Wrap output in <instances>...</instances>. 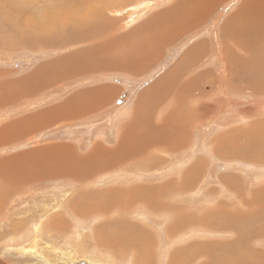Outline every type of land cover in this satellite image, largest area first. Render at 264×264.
Instances as JSON below:
<instances>
[{"label":"rangeland","instance_id":"374dc122","mask_svg":"<svg viewBox=\"0 0 264 264\" xmlns=\"http://www.w3.org/2000/svg\"><path fill=\"white\" fill-rule=\"evenodd\" d=\"M63 1H65V4L69 2V0H0V44L3 40L6 41V39L12 38L14 34H20V32L26 31L27 29H32V23L34 22L33 19L36 20L39 16L43 17V10L47 13L48 19L51 18V20H54L56 16L55 21L58 23V21H60L58 19L60 13L57 11L55 14V6L60 5V9ZM73 1L74 0H72V2ZM86 1L80 0V2H76L86 4L85 8L83 5H75L72 8H78V10L84 8V10L95 12V8H91L94 5V2L90 1L87 3ZM169 1L171 0H137L136 2L128 0L117 3L119 0H110V2L115 5L109 4L108 6L112 7H109L105 14L106 17L110 19H121L124 14H129L130 11H139L137 12L139 15H134V17H139L136 20L127 22L124 20L125 22H122L121 27H123V29L116 33L117 35H121L129 31V29H132L138 23L140 24L157 9H160L161 7L167 8L168 5H170ZM240 2H242V0H221L217 6L213 7V9L206 15V18L201 21L199 24L200 26L198 25L193 30H188L177 39L166 43V45L162 47L161 54H163V56L155 60V63L151 70L148 71L147 75L139 79L134 85L131 84L132 82L129 83L131 84V90H135L132 89L136 88L135 85L137 87H143L153 82H157L160 76L162 77L167 74L169 67H174L175 64H178L180 68L182 67L179 65L181 60V58L178 60L179 56L188 52L195 44L199 42L205 43V47L201 52L205 51L208 53L206 54V58H208L206 65H211L212 68L215 69V73L217 72L215 76L217 79V86L210 87L209 85L208 90L203 88L202 95L207 98V107H205V104L201 106L199 100L193 101V98L191 97H186L185 99L189 102L187 104L190 107L193 106L200 109L201 122L203 123H194V120H192L191 123H186V121L192 119V116L189 118H180L179 120L176 116L172 115L173 112H171L169 118L171 119V123L175 127H178L177 129H179L181 125H176V122L182 123L181 120L185 119V126L182 129L184 131L179 130V135H177L178 138H175L174 136H176V134L171 132L168 136L167 133L163 135L159 134L160 139H157L159 147H153V143L151 142L149 143L150 147H147V149L151 148L149 150L151 156L144 155L145 158L143 160L133 163L136 167L142 168L141 166H144V163L142 164L141 162L147 160L152 167L154 166V170L147 172L123 171L117 175V184L125 187H129L135 183L146 185L162 183L164 185L160 187L159 190L166 188L164 191L168 192L167 189L170 188L169 185L176 187L177 184H181L184 188V181L188 182V179L183 177L190 170L194 169L193 165L196 162L202 161L196 166L198 168V175L195 184L193 182L186 183V187L189 188L194 186V188H191L189 193H182L181 195H186L181 196L180 199L177 197L179 194H177L176 197L165 194L162 212H157V208H155L153 209V213H151L146 209H143L142 205L135 207L128 204L121 205V203H119L116 208L114 207V209L109 212L110 214H106L102 208L99 209L98 207V213L96 212L97 210H95L93 212L94 214L92 215L91 213V216L89 217H84L82 215L76 216L73 215V213L78 210L80 211L84 207L83 204L86 203L84 200V192L88 194L90 189L93 190L90 191V193H96L95 196H97L102 195L100 191L106 193V190H110L111 188H107L100 183L93 186L92 184H79L75 180H71L73 182H70L68 180L60 179L58 176L52 178L42 176L38 178L33 175V172H36L39 168L45 169L50 167L51 169H54L58 167V165L63 164L61 160L64 161L65 166H68L67 168H74L76 165L81 166V163L82 165L86 163V165H89V163L92 164V162L90 160L87 161L86 159L87 155L90 153L80 157L69 147L67 150L62 147L58 148V150L57 148L53 149L47 147L40 151H27L24 152L25 154L20 152L23 154L22 155L17 152L18 148L10 150L11 147H9V145L17 144L19 141L20 143L24 140L27 141L28 137L33 135V133L45 129L36 130L28 135L23 134L24 136L21 138L19 135V138L17 135H9V144L4 145V147L0 146V157L2 156V160L0 159V161H3V158H12L14 161L5 162L6 171L3 167H0V198H2L0 200V261L2 264H86L87 261V263L92 261L93 264H166L173 253H175L173 254L174 262L177 260L175 263L172 262L173 264H264V190L257 186L259 184L258 178H264V160L254 162L253 160L259 157L255 155H251V157L248 155L249 158L246 160L237 158L241 157L240 155H237V157L231 155L232 148L236 147V150L239 149L242 151V148L244 147L243 142L245 143L246 137H248L251 145L253 142L260 143V146L263 145L262 150H264V138H261V136L264 135V94L253 91L256 86H264V77L261 75V73L264 74V66H262V62H264V54H245L249 59H245V61L242 60V63L237 61L236 54H227L232 59L227 60V63L224 62L226 55L223 51L224 49L226 50L228 45L220 34L221 28L233 15L232 13H234L237 8H240ZM120 7L124 8L125 12L123 10L122 12ZM186 9L187 7L185 10ZM71 15L72 18H75L72 23L77 24L80 22L77 18V12L71 10ZM44 18L47 17H43L41 20H45ZM87 23L89 24L90 22ZM76 24L74 26H71L70 24V29L69 27L62 29V26L60 27L61 29H58V32L62 30L61 33L65 34L66 38L63 42L65 44L68 43L66 47H70L69 50H65V52L82 50V47H85V45L83 46L80 43L81 39L88 40L89 38H94L74 32ZM79 35L83 38H80ZM102 35L103 34L99 35L102 38H94L95 41H99V43L102 44L100 42L101 39L105 41L106 38ZM146 37L150 39L148 36ZM73 38L75 39L73 40ZM38 40L36 43H40L41 47L46 49L45 51L37 48H34L33 50L27 49V47L23 48L20 44L19 47L11 48L9 50L3 47V45H0V72L9 73L4 77L5 80L13 81L19 78H27L31 72L37 70L38 67H41L42 65L45 66L47 63H50L51 65H53L52 63L58 64L59 57L65 55L64 50L58 49L59 47L64 46H58L60 41L49 39L42 43L41 41L38 42ZM252 43L261 46L264 45V40H258L257 42ZM131 45L136 46L137 43L133 41ZM35 46L36 45L33 47ZM251 48L253 49L254 47L251 45ZM129 53L130 51L128 54ZM113 54H115V52ZM116 54L117 55H113V57L120 55L123 57V54L117 52ZM185 55L182 58H184ZM237 55L241 56V54ZM95 58L98 59L99 57ZM234 59L235 61L233 62ZM196 60L197 58L193 62L194 65H198ZM151 62H154L152 61V57H148L144 63L145 67H140L138 69L134 68L136 71L133 73H130V69L122 65L117 69L121 70L122 74L124 73L130 76H135L139 72L148 69ZM186 63L187 60L183 65ZM193 64H189L191 69L194 68ZM247 66L251 68L248 69ZM73 71L75 72L73 75H77L79 72L75 69ZM162 73L163 75H161ZM189 74V72H185L183 75L188 76ZM203 77L205 80L206 77ZM128 80L129 82L131 81L123 75V81L128 82ZM0 81H2V79H0ZM56 83L57 82L54 84ZM76 84L77 83L74 82L72 85ZM166 86L167 85L163 88L164 91H162V93L165 94L169 91L168 96L173 95V92L175 91L174 86ZM205 87H207V85ZM17 88L20 89V86ZM33 88L32 90L35 89ZM57 88V85L53 87H44L43 89H40L41 92L40 90L35 91L37 97L35 96L32 99V96H25V99H23L22 96L21 99L23 100H21L12 91L15 87L12 86V84L7 86L6 96L7 98L8 95L13 96V100L9 99L5 104L0 102V126L2 125V121H8L6 120V117H3V114L6 113V109L15 108L18 104H20L21 107H25L23 104H27L31 100H34L33 103L39 106V108L43 107V105H51L54 96H56L61 89L60 88L57 91ZM169 88L170 90H167ZM133 92L134 91H132V94ZM195 92H197V89L194 90L192 94ZM29 93H31V91H29ZM33 93L34 92L31 94ZM2 97V94H0V101L2 100ZM213 97L216 99L213 100ZM170 99L174 102L176 100L173 99V97ZM203 102H205V99H203ZM210 102L213 106L214 104L218 106L209 107ZM241 102L244 105H240ZM196 103L198 105H196ZM31 104L32 103L27 105L29 106V109H32L30 107ZM187 104L183 108L185 110L191 109ZM225 104L227 105L225 106ZM178 108H180L179 102L169 104L170 111L171 109H173L172 111H177ZM183 113L185 114L184 110ZM11 114L12 117L21 115L16 111L14 112V110ZM139 115L141 117L144 116L143 112H140ZM193 123L195 124L194 126ZM38 125H40V123ZM42 128H45V126ZM140 130H145V128ZM37 135L39 134H35L36 137L33 139H35V141L36 138L42 140L41 136ZM241 136L244 140H242ZM11 137H14V140ZM226 137L230 141L227 140L228 142H226ZM138 138L139 136L136 139H133L132 142H137ZM177 139L179 140V143L177 142L178 144L176 143V148L169 152L170 160H167L166 153L168 151L165 153L161 152L160 147L163 146L168 150L170 145H176L174 142L177 141ZM222 139L224 140L222 144L224 151L218 148V140L222 142ZM231 141H234L233 144ZM229 142H231V144ZM228 143L231 145V148ZM123 146L125 147V144ZM145 146L146 145H144V147ZM250 148V150H255L252 149L255 147ZM95 149L109 150L104 147L101 148L99 145L94 147L91 152H94L93 150ZM243 149L247 150L246 148ZM262 150L261 153H263ZM109 151L113 152L111 149ZM53 152L56 154H53ZM64 152L67 153L65 154ZM121 152H123V147H119V152L113 154ZM35 153L37 155H35ZM250 154H252V152ZM18 158L20 159V162L16 165L15 162L19 161ZM103 159L107 161V158L104 157ZM83 161H85V163H83ZM98 161H93V164H100L101 161ZM3 165L4 164H1V166ZM30 168H33L35 171L30 170ZM1 170L3 171L1 172ZM22 173H24V176ZM137 177H139V180L136 179ZM231 177L236 181V191L239 193L238 197H241L240 194L244 192L245 196H247L244 198L250 199V203L255 205V211L257 213L253 210H248L246 202H242L244 206L241 203L239 206L234 203L236 199L232 197V193L229 192L226 186V183H228L226 179H230ZM109 178L111 179V176H109ZM20 183L22 185H19ZM4 184L9 188L4 190L2 188ZM13 185L15 187L18 186V189H15ZM10 188H12V190H9ZM232 188H234V184L232 185ZM252 188L254 191L258 192L259 195L257 194V196L254 197L248 195ZM170 192L174 193V189H170ZM107 195L108 194H106V196ZM214 200H222L223 203ZM94 204L95 201L91 200L90 205L94 206ZM74 205H76L77 208H74ZM224 208L227 210L225 211ZM233 210L245 214V216H248L250 219L247 220L241 218V215H238L239 218L237 216V218H234V221L230 220V216L228 217L227 213H232ZM215 213L217 216L214 215ZM253 213H255V215ZM125 216L127 218H125ZM254 216L256 218L252 219ZM203 219L208 221V225L201 224V220ZM40 222H42L43 225L42 227H39V233L37 235L29 233L33 225L36 223L39 225ZM101 223L104 224L103 226L101 225L104 232L112 229L111 233L113 234V238L118 236L122 240L123 238L128 239L129 242H131V249L128 250V246L124 244L123 249L121 248L122 253L120 256L118 253L114 252L115 249H107L104 248L107 246L98 244L94 234L95 225L97 224L100 226ZM118 226L120 228H118ZM114 227H117L115 230L116 232H112ZM262 235L263 237H260ZM19 236L21 240L18 238ZM12 239L15 240L12 241ZM31 245L35 250L30 249V251L27 250L23 253L19 251L21 248L29 247ZM242 246L244 248H242ZM134 251L136 253H134ZM234 252L235 255H233ZM224 256L227 258L229 257L232 261L224 260ZM238 256L241 257L239 258ZM83 261L85 263H83Z\"/></svg>","mask_w":264,"mask_h":264},{"label":"bare ground","instance_id":"6f19581e","mask_svg":"<svg viewBox=\"0 0 264 264\" xmlns=\"http://www.w3.org/2000/svg\"><path fill=\"white\" fill-rule=\"evenodd\" d=\"M77 1L80 2V0H74L73 2H72V0H69V2L65 4V1H63L62 5L63 4H65V5H63V6L61 5L60 9H59V6H60L59 4H58L59 6H57V5L55 6V9H56V11H54L55 14H56L57 11H59V13H60V16H58V19L60 21H58V23L55 21L56 16H55L54 20H51V18L48 19L47 13L43 10V12H42L43 17H47V18H44L45 20H41L43 18L41 16H39L38 19L36 18V20L33 19L34 22L32 23V25H33L32 29H27L26 31L20 32V34L19 33L14 34V36L12 38L6 39V41H9V42H6V41L3 40L1 42V44H0V45H3V47H5L6 49H9V50L11 48L19 47V44H20L21 46H23V48L27 47V49H32V50L34 48H37L39 50L45 51L46 49H43L41 47V44L40 43L39 44L36 43V41L39 39L38 42L41 41L42 43H44V42H46L47 40L50 39V40H54V41L55 40L56 41H60L58 46L59 45L60 46L64 45V46L63 47H59L58 49L64 50V52H65V50L68 51L69 48H70L69 46L66 47V45L68 43L65 44L63 42L65 40V38H66L65 34L61 33L62 30L60 32H58L59 31L58 29H61L60 28L61 26H62V29H66L68 27L70 29V24H71V26H74L76 24V23H72L73 19L75 20V18L74 17L72 18L71 10L74 11V12H77V18L80 21V22H78L76 24L74 32H78L77 34L81 33V35L83 34V36L84 35H86V36L88 35L90 37H94L95 39L98 38V37H101V36H99L100 34H103L102 36L106 37L105 41H103V39H101L100 42L102 44H100L99 41L98 42L95 41L94 38H89L88 40L81 39L80 43L83 46L85 45V47H82V50H76L75 52H73V51L67 52L66 51L64 53L65 54L64 56L59 57V63L58 64L57 63H52L53 65H51L50 63H47V64H45V66L42 65L37 71H34L31 74L33 76L31 78H29V81H28L29 84L33 85V87L35 88V89L33 88L34 90H32L34 93L36 91V88L40 90L41 88L43 89L44 87L45 88L49 87V86L53 85L55 82H58V81L62 80L67 74H71V72H73V70L75 68L72 65H67V59L65 57V56H67V54H70V55H73V54H91L92 47H94L97 50L98 54H107L109 52H111V54H113L115 52V54H116V52L121 48V43L118 40L113 38V35L115 34V31L117 30V27H115V25L117 24L116 22L119 19L107 18L106 14H105L106 10L109 7H112V6H108V5L109 4H114V3H111L110 0H97V1L96 0H88V1L85 0L87 3H89L90 1L94 2V5L91 7V8H93V7L95 8L94 9L95 12H93V11H89V10H84V8L86 7V4H81L79 2L76 3ZM122 1L125 2V1H128V0H119V2H117V3H120ZM133 1L136 2L137 0H133ZM138 1H140V0H138ZM220 1L221 0H171V1H169L170 5H168L167 8L161 7L160 8L161 10L157 9V10H159V13L157 15H154L156 12H158L156 10V11L152 12L147 17V18L151 19V21H150V23H146V24L150 25V26L155 25L154 28L149 32V34L147 36L150 39L152 38L154 40V43L163 42L165 39H168V40L172 41L173 39L179 37L183 32H186L188 30H193L196 26H198L201 23V21H203L206 18V15L213 9V7L217 6V4ZM75 5H83L84 8H80L79 10H78V8H72ZM101 5H107V6H101ZM186 7H187V9L185 10ZM239 7L240 8H237L235 10V12L232 13L233 15L230 17L229 20H227L226 24L223 26V28L226 27L225 29H223L224 30L223 33L226 36L225 39H227V41H225V42H228L227 43L228 44V48L225 50L226 53L234 54V55L236 54V58L238 59L237 61L241 62L242 60L245 61V59H249L248 57L243 59L241 56H243L244 54H264V49H263L264 45L257 46V45H254L252 43V42H257L258 40H260V41L264 40V0H242V2H240V6ZM120 10L121 11L123 10L125 12L124 8H122V7H120ZM137 12H139V11H136V10L135 11H130L129 14H127V13L124 14V16L121 18V20H123V21L124 20H128V19L130 21L136 20L137 18H139V17H134V15H136V16L139 15ZM51 15H52V13H51ZM205 21H207V20H205ZM87 22H90V23L88 24ZM247 30L249 31V33H248ZM80 38H83V37L80 36ZM74 39L75 38H73V40ZM70 40H72V39H70ZM106 42H107V44H106ZM140 43H141V38H140ZM34 45H36V46L33 47ZM251 45L254 47L253 49L251 48ZM28 47H30V48H28ZM137 49H138V47H137ZM126 51H127L126 54H128L129 51H130L129 54H133V49H132L131 46H126V47L120 49L119 52H117V53L125 54L124 52H126ZM237 54H241V56H238ZM81 57L84 59L85 64L87 65V63H88L87 56L86 55H81ZM71 58H72V56H71ZM231 59L232 58L230 56L227 58V60H231ZM78 60L81 61L80 58ZM234 61H235V59L233 60V62ZM252 62H254V61H252ZM90 64L97 66V63L89 62L88 67L90 66ZM233 66H234V64H233ZM233 69L235 70L234 67H233ZM3 75H4V73L0 72V79H2V81L4 79ZM3 84H5V82H3ZM246 84H248V83H246ZM1 86H2V84H1V81H0V90H2ZM12 86L15 87V89H12L14 94L17 95L19 97V99H21L22 96H23V99H24L25 96H26L25 92L22 89H18L17 88L18 86H17L16 83H13ZM249 88H250V86H249ZM260 88H264V86L260 87ZM9 89H11V88H9ZM255 91L264 94V89L263 90L262 89H257ZM0 94H2V93L0 92ZM6 94H7V87L3 90V94H2L3 97H2V100L0 101V102H2L4 104L7 102V100L12 99V97H13V96H9L8 95V98H7ZM23 99H21V100H23ZM69 110H71V109H69ZM58 111L59 110L55 111L54 115L51 114V112H49V114L52 115L53 118L57 119V118L60 117V114H59ZM184 111H185V114H183V115L185 117L189 118L190 116H192V119H190L189 121H186V123H191L192 120H194L193 121L194 123H197V122L198 123H203V122L200 121L201 120V112H199L200 111L199 108H193L189 112H187V110H185V109H184ZM47 114H48V111L42 112L43 116H47ZM46 120L43 119L42 122L45 123ZM42 122L36 120V122L34 123V121L31 120V122L29 124V128L31 130H35V128L37 127V124L38 123L42 124ZM32 123H34L33 126H32ZM194 123H193V126L195 125ZM41 124L39 125L40 127H41ZM171 125H173V124L171 123ZM184 126H185V124H184ZM13 127H15V126H13ZM15 128H17V127H15ZM17 129L23 130V125L21 124V128L18 127ZM24 130H27V128L24 129ZM176 130L177 129H171V131H170L171 133H175L176 134V136H174L175 138L177 137V135H179V131L176 132ZM5 131H6V127L0 126V142L5 141L7 139ZM180 131H184V130L180 129ZM123 133L124 132H121V134L118 135V140H117L118 148H115V152H119V147L121 146V147H123V152L117 153V154H113L111 156V159L108 162L109 165L106 166L105 168L104 167L102 168V163H103L102 154H103V150H101V149L96 150L95 149L93 151H96V153L93 154V157L90 156L89 154H88V157H87V161L90 160L92 162V164L89 163V165L85 166L84 164L82 165V163H81V166H75L74 165L75 166L74 168L73 167L72 168H67L68 166L67 165L65 166L64 161L61 160L63 164L58 165V167H56L54 169H51L50 167L45 168V169H40L39 168V170H37L36 172H33V175L35 177H38V178H40L42 176H47V177H50V178L58 176V178L64 179V180H68L70 182H73L71 180H75L79 184H85V185L92 184L93 186H95L98 183H100V184L104 185L107 188H111L110 190H106V193H103L102 191H100L102 193V195H97V196H95L96 193H93V192L90 193V191H93V190H90L89 188H88L89 189L88 194H86V192H84V195H85L84 200L86 202L85 204H83L84 207L80 211L78 210V211H75L74 213L72 211L73 215H76V216L77 215H82L84 217L91 216V213L93 215L94 214L93 212L95 210H97L98 207H99V209L102 208L106 212V214H110L109 212L111 210H113L114 207L116 208L119 203H121V205L122 204H128L130 206H135V207H138V206L142 205L143 209H146L148 212H151V213H153V209H155V208H157V212H162L163 207H164L165 194H168V195H171V196H174V197H176V195L179 194V196H177V197H179L178 199H180L181 196L186 195V194L181 195L182 193H189V191H191L190 189L194 188V186L189 187V188L186 187V185H187L186 183L193 182L195 184L196 178H197V175H198V170H197L198 168L196 166H197L198 163H201L202 161L196 162L193 165L194 169L190 170L183 177L185 179H188L187 180L188 182H185L183 180L184 181V184H183L184 188L181 186V184H177L176 187H172L171 185H169L170 188L167 189L168 192L167 191L165 192L164 190L166 188L162 189V190H159L160 187H162L164 185L162 183L161 184H156V185H146V184L135 183L134 185H131L129 187H125L123 185L117 184V175L119 173L123 172V171H129V170L134 169L135 165L132 166V165H129V163H132L133 161H136V160L138 161V160L142 159V156H141L140 152L143 149H145L146 146L150 147V145H149L150 142L153 143V147H159V142L157 141V139H160V137H154V136H153L154 138L153 137L149 138L148 136H145V138H141V136H139L138 141L137 142L135 141L133 143L132 142L133 136L129 135L126 132H125V134H123ZM171 138H173V137H171ZM241 138H242V136H241ZM124 139L127 142L126 144H129L128 146H125V147L123 146V144H124L123 140ZM227 140L230 141L226 137L225 141L228 142ZM242 140H244V139L242 138ZM223 141H224L223 139H222V142L218 140V142H219V145H218L219 147L218 148H220L222 151H224V147L222 145ZM177 142L179 143L178 139L174 143L176 144ZM231 142H229V143L231 144ZM233 142H232V144H233ZM172 143H173V141H172ZM177 144L176 145H170L169 152L173 151L176 148ZM243 144H244L243 148H246L247 150H245L243 148H242V151L239 150V149L236 150L237 148L235 147L236 149L232 148V154L231 155L232 156H236V157H237V155H240L241 157H237V158H240L242 160H246L247 158L251 157V155H253V156L255 155V156H259V157L257 158L258 160L257 159L253 160L254 162L263 160V157H264V150H262L263 149V145L260 146V143L258 144L256 142H253V144L251 145L250 142H249L248 137H246L245 143L243 142ZM144 145H146V146L144 147ZM0 146H2V145H0ZM250 147H255V148H252V149H255V150H250L251 149ZM162 148H164V147L163 146L160 147V151L161 152H162ZM227 148L229 149L228 146H227ZM230 148H231V145H230ZM65 150H67V149L65 148ZM148 150H150V149H148ZM257 150H260V151H257ZM261 150L263 151V153H261ZM132 152H137V153H132ZM251 152H252V154H250ZM54 153L55 152H53V154ZM64 153L66 154L67 152H64ZM35 155H37V154H35ZM248 155H250V156L248 157ZM106 156H109V153L106 154ZM1 157H0V159L2 160ZM51 158H53V157H51ZM48 159H49V157H48ZM82 159H84V158H82ZM98 160L101 161L100 164L99 163L93 164V161H98ZM250 160H252V159H250ZM85 161H83V163H85ZM5 162H14V161H13L12 158H10V159L3 158V161H0V167H3L5 169V171H6ZM18 163H19V161L15 162L16 165ZM71 163H73V162H71ZM1 164H4V165L1 166ZM21 170H23V169H21ZM21 170H20V172H21ZM30 170L35 171L33 168L32 169L30 168ZM2 171L3 170H1V172ZM135 171H142V169H135ZM142 172H147V171H142ZM4 174H5V172H4ZM22 174L24 176V173H22ZM18 175H20V174H18ZM109 176H111V179L109 178ZM232 177L230 179H226L227 182H228V183H226V185L229 184V186L231 187V191L235 195L234 199H237V200H235L234 203L238 204V206H239L240 203L242 204V200L238 199L239 193L236 191V189H237L236 183H235L236 181L233 180ZM10 179H11V177H10ZM136 179L139 180V177H137ZM2 181H3V179H2ZM5 181H6V179H5ZM233 184H234V188H232ZM19 185H22V184L20 183ZM2 188L5 190V189H8L9 187L5 186V184H4L2 186ZM15 189H18V186H16ZM170 189H174V193H171ZM201 189H203V188H201ZM9 190H12V188H10ZM222 190H223V188H222ZM106 194H108V195L106 196ZM257 194L259 195V193L254 191L253 188L250 191V193H248V195H250L251 197L257 196ZM1 199L2 198H0V200ZM91 200L95 201L94 206L90 205V201ZM80 201H82V200H80ZM244 202H245V200H244ZM77 204H78V207H79L78 201H77ZM242 205L244 206V204H242ZM70 206H72V205H70ZM246 206H247L248 210L250 209V210L255 211V205L251 204L250 202H246ZM75 207L77 208L76 205H74V208ZM210 207H208V208H210ZM243 208H245V207H243ZM222 210H223V208H222ZM226 210L227 209H225V211ZM237 210H238V208H237ZM256 210H258V209H256ZM96 212L98 213V210ZM246 212H248V211H246ZM227 214H228V217L230 216L229 217L230 220H233V221H234V218H237L238 215H241L240 216L241 218H245L247 220L250 219L248 216H245V214L237 212V211L235 212L234 210H233L232 213H227ZM253 214L255 215V213H253ZM214 215L217 216L216 213ZM102 216H100V217H102ZM93 218H95V217H93ZM125 218H127V217L125 216ZM238 218H239V216H238ZM255 218L256 217L254 216V218H252V219H255ZM36 224H34L33 227L30 229L29 233H32V235L33 234L37 235L39 233L38 232L39 229H40L39 227H42V225H43L42 222H40L39 225L37 224L38 226ZM201 224L208 225V221L206 219H203V220H201ZM223 224H225V223H223ZM101 225L103 226L104 224L101 223L100 226H98L97 224L95 225V233L94 234L96 236V242L98 244H103L104 246H107V247H104V248H107V249H115L114 252L118 253L119 255L122 253V249L124 247V244H126L128 246V250L131 249V247H130L131 242H129L128 239L123 238V240H122L118 236L113 238V234L111 233L112 229L111 230H107V231L104 232V230H102V226ZM99 227H100V229H99ZM233 227H234V225H233ZM118 228H120V227L118 226ZM116 229H117V227H114V230L112 232H114ZM235 233H236V231H235ZM35 237H33V238H35ZM260 237H263V235L260 236ZM18 238L20 239V236ZM13 240H15V239H12V241ZM32 245L29 246V247H23L19 251L21 253L26 252L27 250L30 251V249H34V247ZM236 245H237V243H236ZM243 246H242V248H244ZM146 251H147V249H146ZM178 251H180V250H178ZM134 253H136V252L134 251ZM173 254H175V253H173ZM173 254H172V256H173ZM233 255H235V252H234ZM38 256H40V255H38ZM172 256L168 259V263H166V264H173L172 262H174V256L173 257ZM242 259H243V257H242ZM224 260H226V261L229 260L230 261L231 259L229 257L228 258L225 257ZM87 262H86V264H90V263L93 264L92 261L89 262V263H87ZM175 262H177V260ZM0 263H1V261H0ZM83 263H85V262L83 261Z\"/></svg>","mask_w":264,"mask_h":264},{"label":"crops","instance_id":"0c3cea01","mask_svg":"<svg viewBox=\"0 0 264 264\" xmlns=\"http://www.w3.org/2000/svg\"><path fill=\"white\" fill-rule=\"evenodd\" d=\"M158 13L159 11L156 12L154 15H157ZM125 21L127 22L130 20L128 19ZM150 21L151 19L146 18L140 24L138 23L132 29H129V31L121 35H117L116 33L119 32L121 29H123V27H121L123 20L119 19L116 22L117 24L115 25V27H117V30L115 31L113 38L121 43L120 49L126 46H131L133 49V54H123V57L121 55L113 57V55H117V54H111V52L107 54H98L97 50L94 47H92L91 49V54H73V55L67 54V56H65L67 59V65H72L76 71H79L77 75H73V73H75L73 71L71 72V74H67L66 75L67 77L65 76L62 80H60L61 82H57L56 84L50 86L53 87L57 85L58 86L57 91L61 88L58 91L59 93H57L56 96H54V99L52 101L53 103L51 102L52 103L51 105H45V106L43 105V107L39 108V106L33 103L34 100H31L27 104L25 103L23 104V106L25 107H21V105L18 104V106H16L15 108L6 109L5 110L6 113L3 112L4 113L3 117H6V120L8 121L5 122L2 121L1 126L6 127L5 133L7 139L5 141L0 142V145L4 147V145L9 144V139H8L9 135H17V136L19 135L21 138L22 136L26 134L28 135L29 133H33L36 130L45 129L43 131L33 133V135L28 137L27 141L24 140L21 143L19 141L17 144L9 145V147H11L10 150L18 148L17 151L18 153L23 152V154H25L24 152L31 150L40 151L47 147L53 149L54 148L58 149L62 147L63 149L71 148L73 152H75L80 157L87 155L88 153H90L89 155L93 157L95 151L92 153L91 152L92 149L100 145L101 148L104 147L109 150L111 149V151H113L110 152L109 150L105 151L104 149H102L104 150L102 157L107 158V161H105L102 158L103 161L102 168L103 167L105 168L106 166L109 165L107 162H109L111 156L113 155V153H115V148H118L117 140H118V135L121 134V132H124L123 134H125V132L128 133L129 135L133 136V139H136L138 136H141V138H145V136L153 137V135L154 137H159V134L163 135L165 133H167L168 136L171 129L178 128L171 125V119L169 118L171 112H173L172 115L176 116L179 120L180 118L182 119L186 118L183 115L184 114L183 107L187 103H189L185 100L186 97L193 98V101L199 100V104L201 106L204 104L206 106L207 98L204 95H202V91L203 88L205 90H208L209 85L210 87L217 86V79L215 77L217 72L215 73V69H213L211 65L210 66L206 65L207 64L206 62H208L207 61L208 58H206L207 57L206 54L208 53L205 51L201 52V50H203L205 47L204 42H199L195 44L188 52H185L184 54L179 56L178 60H180L181 58L179 63V65L182 66L181 68L178 66V64H175V66L173 65L174 67L168 68V72L165 76L163 75V73L161 74L163 75L162 77L159 75L160 77L158 78L157 82H153L143 87H137L135 85L136 88H132V89H135L136 91L131 90V84L133 85L136 84L139 79L147 75L148 71L151 70L153 64L155 63V60L163 56V54H161L162 47H164L166 43L172 42L173 40L178 38L177 37L172 41L165 39L163 42H156V43H154V40L152 38L147 39L146 36L155 26V25L150 26L146 24V23H150ZM222 28L220 34L223 36L224 38L223 40L227 41V39H225L226 36L223 33L224 31L223 29H225L226 27L223 29ZM140 38H141V43H140ZM133 41L137 43L136 46L131 45ZM227 48L228 46L226 47V49ZM119 50L117 52H119ZM223 52L226 55L224 58V62L227 63V58L229 57L227 54L229 53H226L225 49ZM81 55L87 56L88 58L87 65L85 64V61L81 57ZM184 55L185 57L182 58ZM95 57H99V58L96 59ZM148 57H152V61L154 62H151V65L149 66L148 69L139 72L135 76H130L124 73L122 74L121 70L117 69L120 65H122L130 69L129 70L130 73H133L134 71H136L134 70V68L138 69L140 67L142 68L145 67L144 63ZM241 57L243 59L246 58L245 54ZM79 58L81 61L78 60ZM196 58H197L196 63L198 62V65L193 64ZM186 60L187 63L183 65L186 62ZM89 62L92 63L95 62L97 63V66L90 64V66L88 67ZM189 64L191 65L193 64L194 68L191 69L189 67ZM262 66H264V62H262ZM39 68L40 67H38V69ZM247 68L249 69L251 67H247ZM33 72H31L29 76L27 75L28 76L27 78L25 77L19 78L13 81H7L4 78L3 81H1L2 90H0V92L3 94V90L7 86L16 83L17 86L18 87L20 86V89H22L25 92L26 96L28 97L32 96L33 99L37 94L36 93L35 95L34 93L31 94L33 92L32 91L33 85L27 82L29 81V78L33 76L31 75ZM185 72H189L190 74L188 76H185L183 75L185 74ZM3 73H4L3 77H6L7 74H9L8 72H3ZM123 75H125L127 79H130L131 81L129 82L128 80V82H124ZM202 75L206 77L205 80ZM261 75L263 76L264 74L262 73ZM3 82H5V84H3ZM74 82H76L77 84L72 85ZM165 85L174 86L175 91L173 92V95L168 96L169 91H167V93L165 94L162 93V91H164L163 88L165 87ZM206 85L207 87H205ZM196 89L197 92L192 94V92ZM257 89L263 90L264 88H260L256 86L253 91ZM27 90L31 91V93H29V91ZM167 90H170V88ZM26 91L28 94L26 93ZM36 91H39V89L36 88ZM132 91H134L133 94ZM171 97H173V99H176L175 102L170 99ZM203 99H205V102H203ZM215 99L213 97V100ZM176 102L180 103V108H178L177 111L176 110L172 111L173 109H171L170 111L169 104L172 103L175 104ZM30 103H32L30 106L32 109H29L28 108L29 106H27ZM211 104L212 103L210 102L209 107L218 106L216 104H214V106L213 104L212 105ZM196 105L198 104L196 103ZM226 105L227 104H225V106ZM240 105H244V104H242L241 102ZM190 108L191 109L187 110V112L191 111L193 108L196 107L192 106ZM13 110L14 112L16 111L21 115H17V117H12L11 113L13 112ZM57 110H59L58 112L60 114V117L56 119L53 118L52 115L49 114V112H51V114L54 115L55 111ZM46 111H48L47 116H43L42 112H46ZM140 112H143L144 115L143 117L139 115ZM9 119H14V120H9ZM43 119L45 120L47 119L45 123L42 122ZM31 120H33L34 123L36 122V120L41 121L42 122V124L40 123L41 127L38 125L39 124L38 123L37 124L38 126L35 128V130H31L29 128V124ZM184 120H181L182 123L176 122V125L178 126L181 125L179 129L176 130V132H178L180 129L182 130L185 124ZM34 123H32V126L34 125ZM21 124L23 125V130L17 129L18 127L21 128ZM44 126L45 128H42ZM26 128L27 130H24ZM142 128H145V130H140ZM35 134H39L37 136H41L42 140H38L40 138H36L35 141V139H33L36 137ZM262 137L264 138V135L261 136V138ZM11 138H13L14 140V137ZM123 142L125 146L129 145L126 144L127 142L125 139L123 140ZM147 147L148 146H146V148L141 151L142 153L140 152L142 159L138 161L137 160L133 161L132 163H129V165L133 166L134 162H139L143 160L145 158L144 155L151 156V152L147 149ZM162 152L164 153L167 152L166 159L170 160L169 148L168 150L165 147L162 148ZM108 153L109 156H106V154ZM132 153H137V152H132ZM141 163L142 164L144 163V166H141L142 168L136 167L135 165L134 169L129 171H135V169H142V171L154 170V166L152 167V165H150L147 160ZM84 165L86 166V164ZM263 179H264L263 177L258 178L259 184L257 186L264 190ZM226 186L229 192L232 193L229 184H227ZM231 195L232 197H235L233 193ZM240 195L241 197H238V199H241L242 202H244V200L245 202H250L249 198L247 199L244 198L247 197L245 196L244 192ZM219 201H221L220 203H223L222 200H218L216 202Z\"/></svg>","mask_w":264,"mask_h":264}]
</instances>
